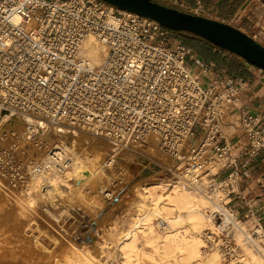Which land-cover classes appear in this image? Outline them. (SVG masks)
Masks as SVG:
<instances>
[{
  "label": "built area",
  "instance_id": "built-area-1",
  "mask_svg": "<svg viewBox=\"0 0 264 264\" xmlns=\"http://www.w3.org/2000/svg\"><path fill=\"white\" fill-rule=\"evenodd\" d=\"M200 13L198 2L192 14ZM169 34L101 0H0V139L5 120L21 117L81 129L120 147L154 141L174 162L175 177L211 197L204 248L234 260L241 232L264 257V228L245 225L230 207L241 171L264 153V122L240 105L244 81L205 84L190 64L197 62L201 73L207 68L191 48L171 44ZM88 37L103 48L99 65L84 57ZM26 132L29 142L38 129L27 125ZM231 135L244 137L247 148L236 151ZM8 158L0 147V172L13 170ZM59 163L69 165L53 149L31 172L50 174ZM214 165L220 169L212 173ZM114 196L104 193L108 201Z\"/></svg>",
  "mask_w": 264,
  "mask_h": 264
},
{
  "label": "rangeland",
  "instance_id": "rangeland-1",
  "mask_svg": "<svg viewBox=\"0 0 264 264\" xmlns=\"http://www.w3.org/2000/svg\"><path fill=\"white\" fill-rule=\"evenodd\" d=\"M201 2L203 13L200 15H205L207 14L204 10L206 3ZM257 2L261 8L264 7V5L262 6L264 0H257ZM172 4L178 7L180 3L172 2ZM259 6L253 5L251 9L255 12L260 11ZM241 27L243 32L250 34L249 36L256 35L253 31L254 27L245 28L243 25ZM256 36L257 40L264 44V39ZM168 38L171 44L184 45V40L189 41L190 46L187 47L192 48L194 53L198 54L199 61L204 60L201 55H207L202 49L203 40L199 38L171 33ZM190 66L193 73L199 74L197 62L191 63ZM199 77L205 83L206 79L202 76ZM46 130L49 129L46 128ZM79 130V132L68 133V138H71V135L73 137L89 135L83 133L84 131L81 129ZM5 137H2L0 142ZM22 137L24 138L25 134H19V138L23 139ZM36 138H38V134L34 140ZM50 138L52 141L49 147L58 143V138L53 134ZM93 140L94 144L88 152L94 151L98 145L107 142V139L101 137H96ZM190 142L193 143V141ZM26 144L25 142V152L29 148V145ZM0 147L5 150L2 143H0ZM76 147L75 151L79 149L86 153L82 148ZM150 147L149 145L129 152V155L123 160L118 159L121 162L115 169H109L104 165L105 175L95 184L90 181V178H86L88 173L85 169L72 172V176L66 178L67 182L64 180L60 182L59 180L64 176L58 174L57 191L47 194H43L44 182L38 184L40 188L32 187L33 185L30 184L31 166L41 161L39 157H34L31 154L26 155L25 152H22V148L9 152L8 160L10 163L12 161L9 164L13 170L3 171L1 173L4 176L0 175V264H81L84 259L82 252H87L91 247L95 248L92 254L96 258V262L100 264H154L143 254L138 255V259L133 257L130 262L123 263L116 246L117 239L129 228L141 204L138 202V198L132 194L134 184L156 175L179 180L175 177L174 162L165 154L170 168L173 166V171H168L167 167L150 160L142 166H138L142 160L139 153L146 152ZM45 149H48V145ZM107 156V152L103 154V158L108 160ZM219 169V165H214L211 171L215 173ZM14 171H16V175H14ZM100 186L104 193H113L114 199L108 201L103 194L101 195L99 193ZM48 211L53 213L57 220L49 216ZM39 238L48 239V249L39 243ZM79 247L83 249H79ZM149 251V248H144L147 255ZM207 251L210 250L202 248L203 253ZM239 254H242V248ZM2 255L3 257H1ZM170 261L171 264H175L173 260Z\"/></svg>",
  "mask_w": 264,
  "mask_h": 264
},
{
  "label": "bare ground",
  "instance_id": "bare-ground-1",
  "mask_svg": "<svg viewBox=\"0 0 264 264\" xmlns=\"http://www.w3.org/2000/svg\"><path fill=\"white\" fill-rule=\"evenodd\" d=\"M83 45L84 57L92 65H99L103 60V48L93 37H88ZM5 122L6 137L0 143H2L6 155H9V152L14 151V149L18 151L22 148V152H25L24 144L26 142L29 145L25 152L26 155L31 154L34 157H39V160L45 161L49 160L50 151L58 149L60 156L69 161L67 167H64L62 163L57 164L54 172L50 174L33 175L32 172L30 173L32 175L30 183L33 185L32 187H38L40 182H44L43 194L57 191L58 174L64 176L63 179L59 180L60 182L62 180L67 182L66 178L72 176V172L75 173L79 169H85L88 173L86 178H90V181L95 184L105 175L104 165L109 169H115L121 162L118 159L123 160L129 155V152L137 149L129 146L120 147L107 140L106 143L98 145L94 151L88 152L94 144L93 139L98 136L84 130H82L83 133L89 134L88 136L73 137L71 135V138H68V133L77 132L79 129L74 130V128H67L61 124L50 125L48 123L46 125L39 120L29 121L21 117L7 118ZM27 125H36L38 129V138L32 142L26 141V137H24L25 140L23 137V139L19 138L21 133L26 136ZM52 134L58 138V143L49 147ZM47 145L48 149L46 150ZM149 145L151 146L149 150L139 153L142 160L138 166H142L150 160L167 167L168 171H173V166L170 168L168 159L161 152L158 144L150 141ZM76 146L82 148L86 153L79 151V149L75 151ZM106 152L108 153V160L103 158V154ZM109 161L112 163L108 164ZM174 173L176 174V171ZM0 175L4 176L1 172ZM99 193L104 195L101 186ZM132 194L138 198V202L141 204L129 228L117 239L116 246L123 263L130 262L133 257L138 259V255L143 254L154 264H171L170 260H173L175 264H264V257L245 244L241 232H237L235 235L238 246L242 248V254H239L238 258L224 262L216 250L202 252L204 233L213 225V217L209 211H212L214 206L211 197L203 192L200 186H192L182 180H171L156 175L134 184ZM212 198L216 200V196ZM48 214L57 220L53 213L48 211ZM39 243L48 249L47 238H39ZM144 248L150 249L148 255L144 252ZM79 249L83 248L79 247ZM90 249L85 253L82 252L84 259L81 264H100L96 262V258L92 254L95 248L91 247Z\"/></svg>",
  "mask_w": 264,
  "mask_h": 264
},
{
  "label": "crops",
  "instance_id": "crops-1",
  "mask_svg": "<svg viewBox=\"0 0 264 264\" xmlns=\"http://www.w3.org/2000/svg\"><path fill=\"white\" fill-rule=\"evenodd\" d=\"M163 6L174 8L181 12L192 14L196 3H206L205 15L201 17L214 19L232 25L242 31L243 27H254L256 35L264 39V7L261 8L257 0H152ZM172 2H178V7ZM259 6L260 11L255 12L251 7ZM264 4H262L263 6ZM246 6H248L246 8ZM247 33V32H245ZM248 34V33H247ZM250 35V34H249ZM252 35L257 40V36ZM192 36V35H191ZM260 42V40H257ZM262 44V43H261ZM264 46V44H262ZM192 49V48H191ZM202 49L207 53L203 61H199L207 68L205 73H199L205 78V84L214 82L224 85L228 80H242L245 83V90L239 97L241 107L259 120L264 122V73L259 69L248 65L242 59L220 50L209 43L202 41ZM193 51V50H192ZM195 52V51H193ZM197 58L199 57L195 53ZM204 76V77H203ZM229 131L228 129H226ZM235 143L236 151L242 152L247 148V141L244 137L230 136ZM238 184V195L230 202L240 219L247 226L253 224L261 225L264 228V153L258 154L251 162V165L241 171Z\"/></svg>",
  "mask_w": 264,
  "mask_h": 264
},
{
  "label": "water",
  "instance_id": "water-1",
  "mask_svg": "<svg viewBox=\"0 0 264 264\" xmlns=\"http://www.w3.org/2000/svg\"><path fill=\"white\" fill-rule=\"evenodd\" d=\"M101 1L119 11L154 20L165 29L189 33L264 72V46L232 25L181 12L152 0Z\"/></svg>",
  "mask_w": 264,
  "mask_h": 264
},
{
  "label": "trees",
  "instance_id": "trees-1",
  "mask_svg": "<svg viewBox=\"0 0 264 264\" xmlns=\"http://www.w3.org/2000/svg\"><path fill=\"white\" fill-rule=\"evenodd\" d=\"M169 31H170L171 34H178V35L184 34V35H189V36L191 35L189 33L183 32V31H171V30H169ZM183 43H184L185 46H190L189 45V41H187V40H184Z\"/></svg>",
  "mask_w": 264,
  "mask_h": 264
}]
</instances>
